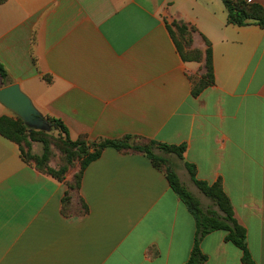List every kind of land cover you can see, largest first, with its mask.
Instances as JSON below:
<instances>
[{"label":"crops","instance_id":"crops-1","mask_svg":"<svg viewBox=\"0 0 264 264\" xmlns=\"http://www.w3.org/2000/svg\"><path fill=\"white\" fill-rule=\"evenodd\" d=\"M174 22L197 29L202 61L183 59L168 29ZM207 43L214 85L193 96ZM0 62L9 85H20L44 118L61 120L72 140L185 145L183 158L174 156L190 185L169 160L180 180L198 199L186 163L198 180L221 181L253 260L264 264L262 28L228 23L222 0H0ZM67 189L0 135V264L190 258L195 220L144 154L105 148L64 213ZM201 248L206 264H243L224 231L208 234Z\"/></svg>","mask_w":264,"mask_h":264},{"label":"trees","instance_id":"trees-1","mask_svg":"<svg viewBox=\"0 0 264 264\" xmlns=\"http://www.w3.org/2000/svg\"><path fill=\"white\" fill-rule=\"evenodd\" d=\"M222 2L226 6L228 12V23L240 27L258 25L264 30V7L260 4L256 2H247L245 0H222ZM172 26L175 28V31H173L171 26H168V29L183 59L185 61H202L203 55L199 50L192 48L194 53L193 57H188L184 52L185 48L189 50V48L193 46V36L198 33L197 29L177 22H174ZM207 45L205 73L198 80H194L192 88L193 96L200 95L206 88L214 85L212 51L210 44L207 43ZM0 77L4 86H8V73L1 62ZM47 120L64 138L63 144L66 146L67 163L71 164L72 160H79L80 171L77 178V191L80 188L81 179L86 167L92 161L98 159L105 148L110 147L115 148L118 151L130 150L142 153L150 159L156 168L164 169L172 190L185 204L195 220L196 233L194 245L190 258L185 264H206L208 256L203 253L201 243L208 234L215 231L226 232V241L232 243L242 251L243 264H256L248 248L246 229L236 220L232 203L230 198L224 192L221 181L209 184L198 180L196 177L195 165L186 163V169L189 172L191 181L198 190L212 202V205L209 208L204 209L200 200L182 184L170 162L167 159L158 156L156 153V150H158L175 154L178 158L182 159L183 153L186 150L185 145H170L155 140L141 141L134 139L131 136H126L120 140H104L100 142H90L85 139L72 140L68 128L61 120L50 117H48ZM41 133L42 132L40 131L30 129L19 118H13L10 116L0 117V135L19 146L22 158L26 162L34 164L40 172L48 174L60 182H64L67 167L55 170L47 165L48 160L50 159V143L46 139L41 140V143L43 144L42 156L34 155L32 153V144L33 141L36 140L35 136ZM66 185L68 189L63 199L64 213L71 211L72 195L75 193L68 184Z\"/></svg>","mask_w":264,"mask_h":264},{"label":"rangeland","instance_id":"rangeland-1","mask_svg":"<svg viewBox=\"0 0 264 264\" xmlns=\"http://www.w3.org/2000/svg\"><path fill=\"white\" fill-rule=\"evenodd\" d=\"M194 37V36H193ZM194 47L191 46L189 48V50L187 48L184 49V52L186 55H188V57H193L194 53H193V49ZM197 80V79H196ZM5 87L4 83L2 82V79L0 77V89ZM7 114L10 117L13 118H18L15 114H13L11 111L7 110ZM47 120V118H45ZM48 121V120H47ZM49 129L47 130H37L42 132L41 134H38L36 137V140L33 141V147H32V153L34 155H38V156H42L43 154V144L41 143V140L46 139L49 143H50V159L48 160L47 165L55 170H59L62 167H67V171L65 173V180L64 183L68 184L73 191H77V187H78V182H77V178L79 175V171H80V163L79 160H72L71 164L67 163V151H66V146L63 144V136L60 134V132L56 129H54L51 124L49 123ZM35 130V129H34ZM141 143H145V142H141ZM156 153L158 156L167 159L168 161H172L175 164L176 170L179 169V173L182 174V170L183 168L179 166L180 161H178L174 154L171 153H166V152H162V151H158L156 150ZM46 167V166H45ZM182 169V170H180ZM185 177V181H188V184L190 185L189 182V178L187 175L182 174ZM181 179V182L184 186H188L186 184V182ZM188 188V187H187ZM201 193V192H200ZM202 194V193H201ZM200 194V200L202 201V204L204 207L209 206L212 204V202L205 197L203 194Z\"/></svg>","mask_w":264,"mask_h":264},{"label":"water","instance_id":"water-1","mask_svg":"<svg viewBox=\"0 0 264 264\" xmlns=\"http://www.w3.org/2000/svg\"><path fill=\"white\" fill-rule=\"evenodd\" d=\"M0 104L21 119L30 129L47 130L50 127L49 122L18 84H11L0 89Z\"/></svg>","mask_w":264,"mask_h":264},{"label":"built area","instance_id":"built-area-1","mask_svg":"<svg viewBox=\"0 0 264 264\" xmlns=\"http://www.w3.org/2000/svg\"><path fill=\"white\" fill-rule=\"evenodd\" d=\"M245 1H247V2H253L252 0H245Z\"/></svg>","mask_w":264,"mask_h":264}]
</instances>
